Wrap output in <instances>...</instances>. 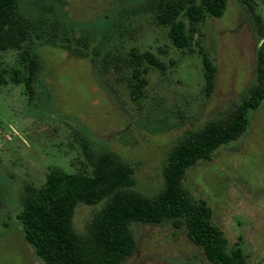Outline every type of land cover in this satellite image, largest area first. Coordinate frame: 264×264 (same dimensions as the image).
<instances>
[{"label":"rangeland","instance_id":"obj_1","mask_svg":"<svg viewBox=\"0 0 264 264\" xmlns=\"http://www.w3.org/2000/svg\"><path fill=\"white\" fill-rule=\"evenodd\" d=\"M254 1L264 26V0ZM152 2L18 0L24 16L55 21L67 37L85 35L107 63L100 69L88 58L37 42L41 67L33 96L23 83L0 86V264H45L24 240L21 198L26 186L42 187L52 167L88 172L82 144L130 163L134 190L153 198L163 189L162 166L177 141L225 115L254 82L261 38L238 0H228L220 18L206 16L194 26L184 50L156 22ZM132 48L153 53L165 65L163 71L148 69L137 100L113 66ZM17 54L0 51V70L8 78L19 66ZM203 55L215 67L208 95ZM248 118L240 137L187 169L183 185L192 199L209 206L211 223L229 248L239 246L247 264H264V99ZM101 207L78 204L75 232L84 234ZM130 227L135 250L122 264H211L169 221Z\"/></svg>","mask_w":264,"mask_h":264},{"label":"trees","instance_id":"obj_2","mask_svg":"<svg viewBox=\"0 0 264 264\" xmlns=\"http://www.w3.org/2000/svg\"><path fill=\"white\" fill-rule=\"evenodd\" d=\"M228 0H153L150 9L156 22L167 27V37L177 49H188L191 31L206 16L220 18ZM254 17L261 44L256 51L255 79L240 102L221 118L202 128L187 131L168 152L162 166L164 186L153 198L134 190V167L113 152H95L86 144L82 151L88 172L68 173L52 167L42 187H25L18 219L24 240L45 264H122L135 250L132 223L157 225L169 221L200 248L211 264H247L241 248H229L223 232L211 223V210L203 200H194L185 189V172L199 160H208L219 146L236 140L246 130L250 111L264 99V26L254 0H238ZM54 23V24H53ZM24 16L18 0H0V51H17L18 67L13 77L0 70V86L8 81L23 83L33 96L41 60L35 43L65 49L104 69L105 56L90 47L85 35L67 37L56 22ZM113 65L121 72L137 100L146 84L149 68L165 65L149 51L132 48ZM118 60V59H117ZM204 93L214 84L215 67L202 56ZM12 75V74H11ZM102 203L84 234L73 229L78 204Z\"/></svg>","mask_w":264,"mask_h":264}]
</instances>
